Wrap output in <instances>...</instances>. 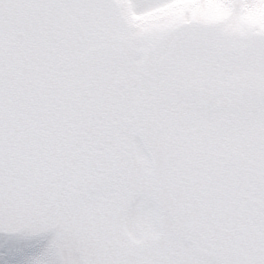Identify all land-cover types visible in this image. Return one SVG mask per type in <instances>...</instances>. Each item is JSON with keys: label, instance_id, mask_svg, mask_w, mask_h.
I'll return each instance as SVG.
<instances>
[{"label": "snow or ice", "instance_id": "obj_1", "mask_svg": "<svg viewBox=\"0 0 264 264\" xmlns=\"http://www.w3.org/2000/svg\"><path fill=\"white\" fill-rule=\"evenodd\" d=\"M0 264H264V0H0Z\"/></svg>", "mask_w": 264, "mask_h": 264}]
</instances>
